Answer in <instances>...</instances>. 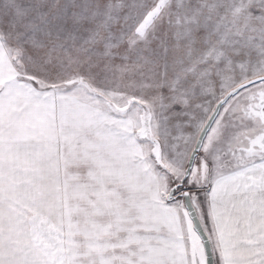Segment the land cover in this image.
Here are the masks:
<instances>
[{
	"label": "snow or ice",
	"instance_id": "1",
	"mask_svg": "<svg viewBox=\"0 0 264 264\" xmlns=\"http://www.w3.org/2000/svg\"><path fill=\"white\" fill-rule=\"evenodd\" d=\"M0 264H264V0H0Z\"/></svg>",
	"mask_w": 264,
	"mask_h": 264
}]
</instances>
